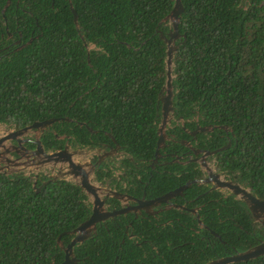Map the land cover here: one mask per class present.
Instances as JSON below:
<instances>
[{
    "label": "trees",
    "instance_id": "trees-1",
    "mask_svg": "<svg viewBox=\"0 0 264 264\" xmlns=\"http://www.w3.org/2000/svg\"><path fill=\"white\" fill-rule=\"evenodd\" d=\"M6 1L0 0V8ZM175 4L13 0L6 19L0 16L2 31L18 29L21 45L34 40L0 54V125L20 130L69 118L45 130L41 142L47 150L62 148L68 137L80 149L115 140L140 162L141 176L155 194L200 179L193 174L199 172L194 164L170 168L181 177L160 175L150 165L159 140V95L167 81V45L160 32L168 35L171 26L163 20ZM182 5L173 72L175 116L185 127L174 123L178 138L191 140L186 130L197 125L215 127L198 136L197 147L214 152L231 141L229 149L214 156L217 171L235 174L264 200V0H182ZM46 181L34 174L0 172V264H62L66 255L59 238L67 247L74 238L69 233L91 217V203L79 186L65 179ZM186 195L195 199L202 190L194 185ZM222 198L213 192L195 203L205 205L199 213L202 224L222 238L212 237V258L215 251L226 257L225 248L234 255L256 245L245 204ZM169 218L173 225H134L152 245L122 243L123 229L111 227L78 244L74 254L80 264H138L145 252L154 262L163 255L168 264L202 263L199 248L206 243L197 233L196 217L174 211ZM187 252L191 255H180ZM238 264H264V256Z\"/></svg>",
    "mask_w": 264,
    "mask_h": 264
},
{
    "label": "flooded vegetation",
    "instance_id": "flooded-vegetation-1",
    "mask_svg": "<svg viewBox=\"0 0 264 264\" xmlns=\"http://www.w3.org/2000/svg\"><path fill=\"white\" fill-rule=\"evenodd\" d=\"M10 2V3H9ZM13 5V0H7L6 3L1 6L0 8V16L5 20V13L7 9ZM18 7V4H16ZM7 24V22H5ZM18 27V26H17ZM21 39H22V33L16 29L13 32H10L8 26H6L5 31H2V25L0 22V54L4 52L5 50L9 49L10 47L14 46H20L21 45ZM4 41V42H3ZM5 42H11L9 45L5 46ZM4 45V46H3ZM22 46V45H21ZM20 46V47H21ZM19 47V48H20ZM163 95H166V92L162 93L161 98ZM159 117H160V124L158 130L162 127L164 117L162 115V108L163 104L159 103ZM174 123L179 125L181 128L184 127V123L181 118H176L175 116V109L168 115V123L166 124V128L164 131L165 135V143L163 147L159 150V157L155 156L153 162L150 164L152 171L158 172L160 175L168 174L171 177L177 176L181 177L182 174H178L177 171L173 172L170 168L174 167V165L179 164L181 166H189V165H196L197 167L195 169H198L199 172H195L193 174L201 175V178H195L188 182H186L184 185H179L176 188H173L171 190H168L165 193L162 194H155L152 190L149 188V183L145 182L143 177L141 176L142 173V166H140V162H135L123 149L116 144V142L113 141V144H107V143H99V145L95 148H81L86 149L89 151L87 159L93 164L95 167L94 170V182L97 183L99 187L103 189L101 200L103 201V209L107 212H117L122 211L123 214L116 216V217H110L108 219H105L98 223L96 225V233L91 232L90 238L96 236L99 231H102L103 228L106 229L108 232H110V228H120L123 229L126 236L122 240V243H125L126 240L133 242L138 247H143L144 244H149V241L142 239L143 236L139 235L142 234L141 232H137V229L135 230L134 225L138 223V226L145 227L148 224H154L157 227H165L168 225L174 224V219L169 218V214L171 212L177 211L179 213L184 214H190L196 217L197 221L199 222V229L198 234H201V240H203L206 243V248L202 249L199 248L203 253V260L200 264H206L210 261L222 258L224 256L221 253L214 252L216 258L211 257V250H213L214 242L213 238L222 240L218 234H216L214 231H212L208 226L204 224H200V211L204 208L205 205H199L196 206L195 203L198 202V200L201 199V197H204L206 195H211L213 192H216L220 195H222V199L228 198V197H235L236 200L241 201L242 200L239 197H236L233 195V193L224 187V183H230V184H239L242 186L235 174H228V173H221L217 171L215 166V155L208 154L207 149L197 147V138L200 134H207L209 132H200L199 128L200 126H196L194 130L189 131L186 130L187 135L191 137V140H184L179 139L177 135V131L174 127ZM204 128V127H202ZM10 129V128H6ZM45 131L40 132V138L43 136ZM176 132V133H175ZM37 132L33 131L32 134L22 138V142L19 141H11L8 142L7 147L9 149H12L13 147L20 148L19 155L16 151L11 150L9 153V158L13 161H19L21 159V155L28 158L29 160H32L36 157L35 151L37 150V145L35 142L37 141ZM192 133H196L195 135H192ZM68 137V136H65ZM63 147L57 150H47L42 142V146L44 147V150L47 153L50 152H56L66 149L67 146L70 147L71 152H77L80 150V148L77 145H74L72 143V140L68 137L64 140ZM168 143H171L170 145H167ZM231 144V141L229 142ZM228 144V145H229ZM174 145H182L183 149H174ZM168 149L169 151L166 152L165 150ZM158 150V147H157ZM163 150L164 153H160V151ZM0 168L5 167L6 163H3L6 161V158L2 155L4 154V149L0 151ZM157 154V152H156ZM24 158V159H26ZM76 158V157H75ZM24 159H22L23 162ZM77 159V158H76ZM132 163V165L135 166L133 169L132 166H129L126 162ZM21 162V163H23ZM11 164V163H10ZM148 165V164H146ZM164 167H167L168 169H164ZM22 166L20 168H17V172L15 173H25L30 174L28 172H25L22 170ZM13 169V168H12ZM159 169H162L159 171ZM14 170V169H13ZM59 168H52L46 169L45 171L39 172V174L35 178L39 179L40 177L47 178V182H50L51 176L58 175L60 173ZM183 174H190V171H183ZM139 175L136 179L132 178L130 175ZM137 180V183H134L133 181ZM43 183V184H46ZM191 183V187L194 185H198L202 190V195L198 196L195 199H190L186 195V191L189 189L183 190L181 193H177L172 198H169L168 200H161V198H164L166 195L177 192L180 188L184 187L186 184ZM243 187V186H242ZM244 188V187H243ZM109 192H114L118 196L109 195ZM85 194V193H84ZM88 198V197H87ZM160 201L158 202V200ZM88 201L91 203L92 207V213L94 210V205L92 204V201L88 198ZM212 200L210 199L209 203ZM246 206V205H245ZM247 207V206H246ZM248 209V215H250V226L252 228V232L250 235L254 238V241L256 242V245L260 244L261 242H264V218L263 219H256ZM202 222V221H201ZM190 230L196 231V228H189ZM203 231H206L211 236L203 235ZM216 234V235H215ZM222 244L226 245V243L223 241ZM255 246V245H254ZM155 249V248H153ZM224 252L228 255H231V253L227 250V248L224 249ZM238 252V251H235ZM181 256L188 257V255H191V253H182ZM221 255V256H219ZM76 257V256H75ZM66 259V257H65ZM138 264H168V261L166 258L161 255V260H149V257L147 255V252H145V255L142 259H139ZM80 264V262H78Z\"/></svg>",
    "mask_w": 264,
    "mask_h": 264
},
{
    "label": "water",
    "instance_id": "water-1",
    "mask_svg": "<svg viewBox=\"0 0 264 264\" xmlns=\"http://www.w3.org/2000/svg\"><path fill=\"white\" fill-rule=\"evenodd\" d=\"M10 3V2H9ZM71 11L74 15V22L78 28V14L72 4L70 5ZM184 12V8L182 5V0H176L175 7L171 14L163 20L164 24H169L170 31L167 36H165L162 32H160V38L166 43L167 45V59H166V69H167V81L166 85L162 89L159 95V103L163 104L162 108V115L164 117L163 125L158 130L159 140H158V150L156 156L159 157V150L163 147L165 143V135L164 131L166 128V124L168 123V115L174 109V86H173V72H174V58L179 49V46L176 45V41L180 39L181 35L179 33V24L181 16ZM33 38L30 39L26 44L22 45L19 49H22L33 42ZM166 92V95L162 96V93ZM68 121L71 122L72 120L69 118L64 119H50L44 122H36L31 126L26 128L15 130V129H5L0 134V151L4 149V154H2L6 161L5 167L0 168V172H4L5 174H13L17 172V168L22 166V170L28 172L30 174L38 175L39 172L45 171L50 167L56 169H60V173L58 175L51 176L53 180H61L65 179L75 185L79 186L81 190L85 193V195L92 201L94 205V210L91 217L81 224L78 228L70 232L69 234L74 236L72 242L67 246L64 247L63 243L61 242V237L59 238L58 244L61 247V250L65 252V261L62 264H78L79 260L75 257L74 248L78 244H82L87 241L90 237L91 232L96 233V225L101 221L108 219L110 217H116L123 214L122 211L117 212H107L103 209V201L101 200L102 191L103 189L94 182V170L95 167L93 164L87 159L89 151L86 149H80L77 152H71L70 147L67 146L66 149L56 152L47 153L44 150V147L41 144L40 132L45 131L56 122L59 121ZM80 126H84L83 123L79 124ZM227 129V128H226ZM215 127L208 126V127H200V132H214ZM36 131L37 133V141L35 144L37 145V150L34 152L36 157L32 160L21 155V159L19 161H13L9 158V153L11 150L16 151L19 155L20 148L16 146L12 149L7 147L8 142L11 141H19L22 142V138L30 135ZM92 131V130H91ZM196 133H192L195 135ZM111 137V136H110ZM115 142V140H113ZM231 147V144L222 147L214 152H208L210 155H216L222 151H225ZM1 155V154H0ZM77 159H76V158ZM26 158V159H24ZM24 159L25 162L22 161ZM23 162V163H21ZM11 163V164H10ZM14 170H13V169ZM191 186V183L186 184L184 187L180 188L177 192L170 193L166 195L161 200H168L172 198L177 193H181L183 190L188 189ZM224 187L229 189L234 196L239 197L242 202L249 208L250 212L256 219H263L264 218V200L257 198L249 189L243 188L239 184H230L224 183ZM40 189H38L39 191ZM109 195L118 196L114 192H109ZM119 197V196H118ZM160 199L158 200V202ZM200 224L202 222L200 221ZM216 235V234H215ZM264 256V242H261L258 245L253 246L252 248L237 252L234 255H228L226 257H222L213 261H210L206 264H238L244 263L248 261H252Z\"/></svg>",
    "mask_w": 264,
    "mask_h": 264
},
{
    "label": "rangeland",
    "instance_id": "rangeland-1",
    "mask_svg": "<svg viewBox=\"0 0 264 264\" xmlns=\"http://www.w3.org/2000/svg\"><path fill=\"white\" fill-rule=\"evenodd\" d=\"M5 128L4 127H2V126H0V134L2 135V131L4 130Z\"/></svg>",
    "mask_w": 264,
    "mask_h": 264
}]
</instances>
